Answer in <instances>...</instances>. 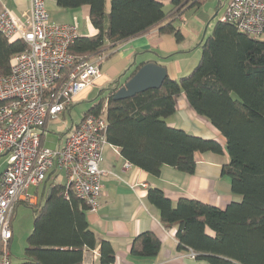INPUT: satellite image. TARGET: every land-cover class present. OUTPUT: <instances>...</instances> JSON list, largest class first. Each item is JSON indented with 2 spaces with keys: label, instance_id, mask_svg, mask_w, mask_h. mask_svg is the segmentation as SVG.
I'll list each match as a JSON object with an SVG mask.
<instances>
[{
  "label": "trees",
  "instance_id": "obj_1",
  "mask_svg": "<svg viewBox=\"0 0 264 264\" xmlns=\"http://www.w3.org/2000/svg\"><path fill=\"white\" fill-rule=\"evenodd\" d=\"M202 1L171 0L167 15L158 0H110L108 12L105 0H55L64 8L89 7L97 32L78 36L70 46L79 60L114 48L166 18L176 19ZM159 31L182 39L172 21L163 23ZM26 47L23 40L9 42L0 32V69L8 72L12 55ZM121 85L116 79L84 114L100 113L104 107L106 141L117 146L128 162L151 174L158 175L163 164L193 173L196 152L222 153L216 140L166 123L180 93L224 136L229 161L221 171L229 177L232 191L241 194L240 201L224 208L188 198L174 204L161 189H147L146 199L158 209L161 223L176 227L178 250L191 249L197 259L211 264H264V39L218 20L211 35L203 39L200 58L188 74L178 79L166 76L158 88L114 99ZM49 188V196L44 191L39 200L22 201L34 208L35 217L19 264H81L84 250L95 248L98 264H114L112 244L97 240L86 218L85 202L72 194L63 196L61 183H51ZM206 228L214 234H207ZM159 248L160 240L149 230L132 242V251L141 255L153 256Z\"/></svg>",
  "mask_w": 264,
  "mask_h": 264
},
{
  "label": "built area",
  "instance_id": "obj_2",
  "mask_svg": "<svg viewBox=\"0 0 264 264\" xmlns=\"http://www.w3.org/2000/svg\"><path fill=\"white\" fill-rule=\"evenodd\" d=\"M219 21L259 38L264 34V0H227ZM0 32L9 41L23 40L26 49L12 55L8 72L0 69V264H11L9 243L18 203L33 202L27 189L63 175L61 194H70L96 210L103 194L99 168L107 121L88 112L71 124L62 143L44 144L50 122L100 76L98 54L79 60L69 48L79 36L75 23L50 21L44 0H31L21 16L4 9ZM59 183V182H57ZM190 254L194 252L190 249Z\"/></svg>",
  "mask_w": 264,
  "mask_h": 264
},
{
  "label": "crops",
  "instance_id": "obj_3",
  "mask_svg": "<svg viewBox=\"0 0 264 264\" xmlns=\"http://www.w3.org/2000/svg\"><path fill=\"white\" fill-rule=\"evenodd\" d=\"M158 1L163 4L167 15H170L171 0ZM30 2L31 0H0V13L6 9L21 16L30 8ZM44 2L50 21L75 23L79 36H92L97 32L90 22L87 5L71 9L57 5L55 0ZM109 7L110 0H105V12L109 11ZM183 13L176 19L169 17L163 22L172 21L182 34L180 41L176 40L173 33L159 31L163 24L160 23L120 42L114 48L102 51L104 59L100 62V76L83 89L69 107L88 99L93 100V105L98 101L102 90L116 79L124 84L131 71L137 70L138 65L148 61L164 65L167 77L171 79L188 74L200 58L196 57L194 49L200 39L203 22L195 18L189 20L190 17H185ZM260 38L264 39V34ZM202 42L203 39L198 44ZM105 92L106 90L102 94ZM165 121L169 126L182 129L191 135L216 140L222 147V153L196 152L193 173L163 164L159 174L154 175L128 162L117 146L110 143L103 146L99 163V168L105 171L102 178L103 194L96 210L87 209L86 218L97 240L105 239L112 244L115 253L114 264H211L192 256L190 249L178 250L176 227H165L161 223L158 209L146 199L148 187L161 189L174 204L181 198H188L224 208L230 202L242 199L241 194L232 191L229 177L221 171L222 166L229 161L224 136L206 118L191 108L184 93L177 96L176 110L166 117ZM51 183L52 179L48 178L35 186L37 189L40 187V193L36 189L31 198L39 200L42 192H48ZM147 230L153 232L160 240V248L153 256L132 251L135 236ZM205 232L214 234L209 228H206ZM81 264H98V248L85 249Z\"/></svg>",
  "mask_w": 264,
  "mask_h": 264
},
{
  "label": "rangeland",
  "instance_id": "obj_4",
  "mask_svg": "<svg viewBox=\"0 0 264 264\" xmlns=\"http://www.w3.org/2000/svg\"><path fill=\"white\" fill-rule=\"evenodd\" d=\"M226 1L227 0H203L198 7H190L185 10V17H190L189 20L195 18L203 22L201 36L194 49L196 57L199 58L201 54V44H198L199 41L201 38L206 39L211 35L215 24L219 20V16L223 14ZM92 101L93 100L88 99L74 103L69 107V110L66 109L64 113L58 117V120L50 122L44 144L48 147H54L58 143H62L66 137L70 124L72 122H78L81 119L85 111L91 106ZM5 158L6 155L0 158V169H3L5 166ZM62 180L63 175L58 174L56 182L61 183ZM36 189L35 185H30L27 189L28 195L30 197L33 196ZM39 189L40 187L37 189L38 193H40ZM34 217V208L31 205L22 202L17 204L12 218V238L9 243L12 264H19L23 261L24 249L27 244V237L33 227Z\"/></svg>",
  "mask_w": 264,
  "mask_h": 264
},
{
  "label": "water",
  "instance_id": "obj_5",
  "mask_svg": "<svg viewBox=\"0 0 264 264\" xmlns=\"http://www.w3.org/2000/svg\"><path fill=\"white\" fill-rule=\"evenodd\" d=\"M166 76L167 71L164 65L156 61L145 62L114 92L113 98L120 99L131 97L148 88H158L161 86ZM50 191L51 189L47 192L48 196Z\"/></svg>",
  "mask_w": 264,
  "mask_h": 264
}]
</instances>
